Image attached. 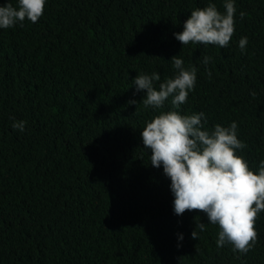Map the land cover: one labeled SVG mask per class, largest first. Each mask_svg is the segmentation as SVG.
Segmentation results:
<instances>
[{
  "label": "trees",
  "instance_id": "obj_1",
  "mask_svg": "<svg viewBox=\"0 0 264 264\" xmlns=\"http://www.w3.org/2000/svg\"><path fill=\"white\" fill-rule=\"evenodd\" d=\"M0 264H264V0H0Z\"/></svg>",
  "mask_w": 264,
  "mask_h": 264
}]
</instances>
